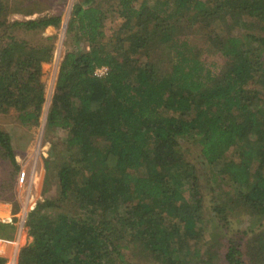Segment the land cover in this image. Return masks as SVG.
<instances>
[{
  "label": "trees",
  "instance_id": "1",
  "mask_svg": "<svg viewBox=\"0 0 264 264\" xmlns=\"http://www.w3.org/2000/svg\"><path fill=\"white\" fill-rule=\"evenodd\" d=\"M37 1L0 0V113L13 109L27 127L39 122L41 66L54 51L55 37L43 32L62 17L8 16L39 12ZM108 14L127 25L117 39L105 38ZM237 15L264 30V0L74 1L45 125V185L55 196L27 212L30 239L17 264H131L130 244L161 264H198L203 197L184 139L212 170L227 166V195L264 214V37L213 27ZM194 26L210 28L205 48ZM212 49L218 64L203 59ZM100 66L107 73L97 77ZM13 150L0 130L1 155L18 170ZM213 209L225 220L223 207ZM6 228L15 225L0 222V238ZM249 244L264 263V229ZM241 257L230 240L225 260L244 264Z\"/></svg>",
  "mask_w": 264,
  "mask_h": 264
},
{
  "label": "rangeland",
  "instance_id": "2",
  "mask_svg": "<svg viewBox=\"0 0 264 264\" xmlns=\"http://www.w3.org/2000/svg\"><path fill=\"white\" fill-rule=\"evenodd\" d=\"M5 1L8 5L12 4V0ZM74 1L77 0H38L37 3L41 7L39 12L26 16L22 13L11 11L8 16L10 20H22L35 18L40 15L60 14L62 21L58 29L50 26L43 32L44 36L52 35L55 39L51 60L43 62L41 66V80L45 87V101L41 108L38 124L34 127L21 125L14 119L16 113L13 109L9 110L7 114L0 113V130L9 134L14 147L15 159L19 166L18 170H15L9 160L2 157L0 151V183L5 190L4 195H0V201L4 204L0 208V222L6 224L1 218L11 216L12 223L15 225L13 230L6 228V231L8 230V233H4L7 237H5L6 239L0 238L5 240L0 247V257L5 258L3 264H17L19 249L30 239L26 236L24 228L27 212L38 200L55 196L54 184L45 185L43 161L48 156L50 149V142L46 139L45 125L59 62L69 48L68 43L64 40V30ZM106 3V6L113 4L112 2ZM221 26L222 28L220 29ZM221 26L213 24L216 31L218 29L223 31V35L234 34L242 37L246 33H255L264 37V30L259 29L255 21L249 18H242L241 15L229 18ZM126 27V23L122 22V20L108 14V18L104 22L105 38L108 40L117 39ZM195 27L192 30L196 32L195 34L202 42L200 45L205 48L204 40L211 34L210 28L200 27L198 29ZM19 34L29 41H35V38L30 35ZM202 56L203 59L208 61L216 60L217 64L222 61L219 59V53L217 51L214 52V49L204 52ZM262 56H264V52ZM56 138L59 139L58 136H55ZM59 145V150L65 147L62 143ZM180 149L186 159L194 164L200 189L202 190L201 220L197 223L196 229L201 233L199 246L204 247V249L200 248V262L198 264H202L205 261L211 264H228L224 255L230 240L239 244L244 264H254L253 261L256 264H264L258 254L257 256L253 255L254 251L249 244L250 236L264 229V214L246 207L238 196L225 193L228 185L226 180L222 179V172L227 169V166L217 165L213 170L208 167L206 162L200 157V150L193 140H182ZM22 169L25 170L26 177L23 183L19 184L17 174ZM52 181L55 183V180ZM186 196L189 197L188 193H186ZM5 205L11 211L15 210V213L11 214V212H8ZM214 205L224 208L225 220L213 209ZM12 223L7 222V224ZM125 251L129 255L131 264H161L150 254L136 248L133 244H130V248Z\"/></svg>",
  "mask_w": 264,
  "mask_h": 264
},
{
  "label": "built area",
  "instance_id": "3",
  "mask_svg": "<svg viewBox=\"0 0 264 264\" xmlns=\"http://www.w3.org/2000/svg\"><path fill=\"white\" fill-rule=\"evenodd\" d=\"M107 73V66H100V67H97L94 71V75H96L97 77H102L104 76L105 74ZM25 177H26V172L24 169L20 170L17 174V181L19 184L23 183V181L25 180ZM1 200V198H0ZM1 201H0V205H1ZM4 205V204H3ZM2 221L4 222H10L12 223V220H11V216H6L4 218H1ZM7 220V221H6ZM5 240H2L0 239V247L3 245L2 243L4 242ZM8 242V241H6Z\"/></svg>",
  "mask_w": 264,
  "mask_h": 264
},
{
  "label": "crops",
  "instance_id": "4",
  "mask_svg": "<svg viewBox=\"0 0 264 264\" xmlns=\"http://www.w3.org/2000/svg\"><path fill=\"white\" fill-rule=\"evenodd\" d=\"M1 197V196H0ZM1 206H3V203L0 205V208H1ZM6 206V207H5ZM4 207L8 210V212H11V209L7 206V205H5ZM1 211H3V210H1Z\"/></svg>",
  "mask_w": 264,
  "mask_h": 264
},
{
  "label": "bare ground",
  "instance_id": "5",
  "mask_svg": "<svg viewBox=\"0 0 264 264\" xmlns=\"http://www.w3.org/2000/svg\"><path fill=\"white\" fill-rule=\"evenodd\" d=\"M3 215H5V214H3Z\"/></svg>",
  "mask_w": 264,
  "mask_h": 264
}]
</instances>
